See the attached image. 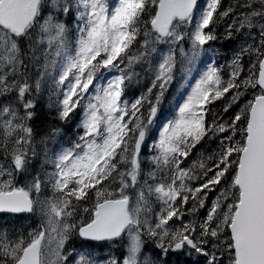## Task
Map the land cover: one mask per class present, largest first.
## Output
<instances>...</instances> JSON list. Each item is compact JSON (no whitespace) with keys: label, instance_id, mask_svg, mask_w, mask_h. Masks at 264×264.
<instances>
[{"label":"snow or ice","instance_id":"snow-or-ice-1","mask_svg":"<svg viewBox=\"0 0 264 264\" xmlns=\"http://www.w3.org/2000/svg\"><path fill=\"white\" fill-rule=\"evenodd\" d=\"M0 264H264V0H0Z\"/></svg>","mask_w":264,"mask_h":264}]
</instances>
